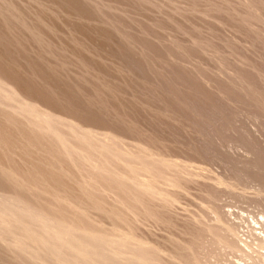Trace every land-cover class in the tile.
Listing matches in <instances>:
<instances>
[{"label": "rangeland", "instance_id": "374dc122", "mask_svg": "<svg viewBox=\"0 0 264 264\" xmlns=\"http://www.w3.org/2000/svg\"><path fill=\"white\" fill-rule=\"evenodd\" d=\"M80 249L264 264V0H0V264Z\"/></svg>", "mask_w": 264, "mask_h": 264}, {"label": "bare ground", "instance_id": "6f19581e", "mask_svg": "<svg viewBox=\"0 0 264 264\" xmlns=\"http://www.w3.org/2000/svg\"><path fill=\"white\" fill-rule=\"evenodd\" d=\"M15 205V204H14ZM22 208V207H21ZM4 209V208H3ZM40 214V213H39ZM18 220V219H17ZM14 221V220H13ZM21 222V221H20ZM18 223V222H17ZM55 223H57V222H55ZM62 225V224H61ZM68 227V226H67ZM4 229V228H3ZM21 229H24V227H22ZM4 230H6V229H4ZM19 230V229H18ZM68 230V229H67ZM66 230V231H67ZM74 231V230H73ZM14 232V231H13ZM29 232H31V231H29ZM68 232V231H67ZM71 232H72V230H71ZM75 233H76V229H75V231H74ZM74 233V234H75ZM82 233V232H81ZM3 234V233H2ZM20 234V233H19ZM21 235V234H20ZM19 235V236H20ZM84 235V234H83ZM22 236V235H21ZM74 236H77V234L76 235H74ZM85 236V235H84ZM88 236V235H87ZM71 237L73 238V236L71 235ZM5 238V237H4ZM7 238H9V237H7ZM12 238V237H11ZM88 238H90V237H88ZM92 239V238H91ZM9 241H11L10 239H8ZM67 240V239H66ZM69 240V239H68ZM71 240V239H70ZM81 240V239H80ZM20 241H30V242H32V244L33 245H31L32 247H33V251L34 252H31L30 254H31V256H32V253H34L33 254V256H35L36 258L38 257V255L41 253H43V250L44 251H46L47 252V250H46V247L44 246V244L40 241V239H38V238H36V237H34V236H32V235H30L29 233H24V235L22 236V239H20ZM72 241V240H71ZM82 241V240H81ZM86 241V240H85ZM85 241H82L83 243L85 242ZM73 242V241H72ZM71 242V243H72ZM10 243V242H9ZM85 243H87V242H85ZM72 244H74V243H72ZM89 245H91L90 244V242L88 243ZM103 244V243H102ZM76 245V244H75ZM87 245V244H86ZM77 246V245H76ZM79 246V245H78ZM1 247H3V246H1ZM71 247V246H70ZM65 248H69V247H65ZM97 249V248H96ZM52 250V249H51ZM81 250V249H80ZM94 250V249H93ZM111 250V249H110ZM16 251V250H15ZM64 251V250H63ZM81 251H83V253L82 254H80V253H78V252H76V253H74L73 254V257H72V259L70 260L69 259V261L71 262L70 264H95V261L93 260V258L91 257V254L90 253H88V251L86 250V249H82ZM18 252V251H17ZM45 252V253H46ZM49 252V251H48ZM65 252H66V250H65ZM70 252V251H69ZM96 252V251H95ZM113 252V251H112ZM52 253H54V254H56L55 253V251L54 252H52ZM19 254H20V252H19ZM72 254V253H71ZM115 254V253H114ZM43 255V254H42ZM42 255H40V257H41V260H42ZM48 255V254H47ZM46 255V256H47ZM49 255H50V253H49ZM89 255V256H88ZM116 255H117V252H116ZM27 256V255H26ZM32 256V257H33ZM44 256V255H43ZM57 256V255H56ZM93 256V255H92ZM62 257V256H61ZM114 257V256H113ZM16 258V257H15ZM35 258V259H36ZM49 258H51V257H49ZM99 258V257H98ZM97 258V259H98ZM39 259V258H38ZM66 259H68V258H66ZM95 259V258H94ZM120 259V258H119ZM121 259H123V258H121ZM120 259V260H121ZM54 260V259H53ZM59 261V258H57V259H55V261H54V264H55V262H57L58 263V261ZM61 260V259H60ZM96 260V259H95ZM100 260V259H99ZM148 260H149V258H148ZM46 261V260H45ZM102 261H104V260H102ZM112 261H114V262H116V264H127V263H121L120 261H118V259L116 258V256H115V259L114 260H112ZM122 261V260H121ZM124 261H127L126 259L124 260ZM128 261H129V259H128ZM257 261V260H256ZM63 262V261H62ZM101 262V261H100ZM123 262V261H122ZM130 262V261H129ZM134 262V261H133ZM26 263V262H25ZM56 263V264H57ZM135 263V262H134ZM33 264V263H32ZM65 264V263H64ZM97 264V263H96ZM99 264V263H98ZM102 264V263H101ZM105 264H106V262H105ZM108 264V263H107Z\"/></svg>", "mask_w": 264, "mask_h": 264}]
</instances>
